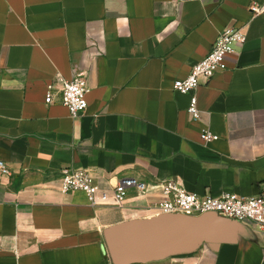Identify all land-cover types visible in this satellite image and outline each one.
<instances>
[{
  "label": "crops",
  "instance_id": "0c3cea01",
  "mask_svg": "<svg viewBox=\"0 0 264 264\" xmlns=\"http://www.w3.org/2000/svg\"><path fill=\"white\" fill-rule=\"evenodd\" d=\"M264 0H0V264H113L105 232L149 219L173 179L188 191L258 195L264 186ZM247 41L191 95L174 89L226 28ZM102 50V51H101ZM98 51L101 53H98ZM87 73L79 119L46 103L57 76ZM218 136L206 142L202 132ZM112 190L149 183L124 204L64 193L62 168ZM218 244L141 264H264V237L238 221Z\"/></svg>",
  "mask_w": 264,
  "mask_h": 264
},
{
  "label": "built area",
  "instance_id": "2783aa9c",
  "mask_svg": "<svg viewBox=\"0 0 264 264\" xmlns=\"http://www.w3.org/2000/svg\"><path fill=\"white\" fill-rule=\"evenodd\" d=\"M251 10L254 14H259L264 11V7L253 5ZM246 41L247 35L240 27L224 29L210 52L193 66L191 72L185 78L175 80L174 89L176 91L191 95L188 111L193 118H199L201 113L196 94L198 87L209 82L218 70L227 69L230 54ZM89 91L85 71H76L71 79L57 76L48 85L46 103L60 102L69 109L72 118L79 119L88 109L87 94ZM202 138L206 142H211L218 136L209 129H205L202 132ZM0 170L3 174H12V169L2 160H0ZM61 172L62 191L64 193L81 191L86 194L92 206H121L130 189H136L140 195L146 194L149 189L148 182L135 176H123L112 190H107L97 183L89 170L66 166ZM160 186L162 198L149 207L151 218L164 214L201 216L215 213L237 221H252L264 237V186L261 192L254 196H242L235 192H224L219 196H203L188 191L180 182L173 179L162 181Z\"/></svg>",
  "mask_w": 264,
  "mask_h": 264
},
{
  "label": "water",
  "instance_id": "95a60500",
  "mask_svg": "<svg viewBox=\"0 0 264 264\" xmlns=\"http://www.w3.org/2000/svg\"><path fill=\"white\" fill-rule=\"evenodd\" d=\"M237 222L215 213L164 214L110 228L105 241L113 264H141L191 251L202 242L221 243Z\"/></svg>",
  "mask_w": 264,
  "mask_h": 264
}]
</instances>
